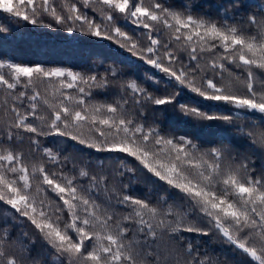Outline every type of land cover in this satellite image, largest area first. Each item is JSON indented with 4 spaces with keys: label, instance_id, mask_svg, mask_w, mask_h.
I'll list each match as a JSON object with an SVG mask.
<instances>
[{
    "label": "snow or ice",
    "instance_id": "snow-or-ice-1",
    "mask_svg": "<svg viewBox=\"0 0 264 264\" xmlns=\"http://www.w3.org/2000/svg\"><path fill=\"white\" fill-rule=\"evenodd\" d=\"M194 7L170 0H0V12L17 22L114 42L121 55L167 81L166 94L157 96L115 63L101 74L99 60L75 71L0 59V203L22 229L13 238L7 221L0 226V264H226L202 256L186 233L216 237L245 257L235 264H264V163L258 170L234 152L227 133L236 128L264 150V129L243 133L237 123L264 115V5L247 13L244 0H227L216 18ZM144 79L159 83L147 73ZM110 90V101L94 99ZM185 90L218 110L180 102ZM159 106L201 130L224 125L219 143L165 131L155 118L150 123L148 110L155 116ZM50 137L58 139L45 146ZM65 141L114 155L116 163L67 153ZM134 180L148 192L133 194ZM37 244L44 252L33 256Z\"/></svg>",
    "mask_w": 264,
    "mask_h": 264
},
{
    "label": "trees",
    "instance_id": "trees-1",
    "mask_svg": "<svg viewBox=\"0 0 264 264\" xmlns=\"http://www.w3.org/2000/svg\"><path fill=\"white\" fill-rule=\"evenodd\" d=\"M172 3L177 5L181 2H187L195 7L193 11L200 14H208L212 17H217L218 7L221 4H226L227 0H170ZM245 12L255 13L258 10L259 5H264V0H244ZM79 6V5H78ZM87 14L91 17L94 15L91 8L84 9ZM47 22V21H46ZM0 26H5L8 28L6 32H0V59H8L17 63L35 65L37 63L46 66H63L71 68L75 71H87L93 64V61H103L102 67H97L95 71L103 73L105 67L109 64H117L119 67L123 68L126 73L133 74L142 84L143 87L147 88L149 92H154L157 96H163L166 93L164 88L167 81L163 78V74L159 73L157 70L152 69L150 66L141 64L136 58L129 56L128 54L121 55L124 50L119 49L118 45L114 42H109L107 40H100L96 37H91L85 35L81 32L68 33L63 29H48L42 26H33L27 22H17L15 18L9 17L7 13L0 12ZM125 30L130 32H139L140 29L135 26L128 25ZM9 37L16 38L17 41L22 40L24 37H29L34 39V43L37 45L36 48L39 49L38 54H26L21 50L16 49L14 45L9 42ZM16 41V43H18ZM63 43H71L77 49L69 50L66 47H60ZM70 44V45H71ZM89 47L93 49H98L100 51H91ZM89 48V49H87ZM21 51V52H20ZM58 51V52H57ZM62 51V52H60ZM126 61V64H119V61ZM131 64L132 67L129 68L127 65ZM5 72L7 69L4 70ZM145 73L148 75L155 76L159 83H154L152 80H145ZM159 89V91H157ZM176 89L169 87L168 92H172ZM113 92L110 90L109 94L96 95L95 100L101 101L112 99ZM3 89H0V100H3ZM180 102L198 104L202 106L205 110L217 111L216 102L206 101L202 98L192 94L188 91H183L179 96ZM153 118H155L156 123L165 131H174L177 135L188 134L192 136H200L203 141L215 140L219 143L216 137L224 133L225 126L220 124H213L210 128H205L203 130L194 127L192 123L185 121L178 112H174L171 107L165 110L164 106H159L155 110V116L153 115V110H148V120L151 123ZM239 125L243 128V133L247 132H258L264 129V115L260 113H252L247 117H243L237 121ZM227 133L231 136V147L234 152L240 153L244 156L249 157L251 160L256 162V167L259 170L262 163H264V150L260 149L258 145L253 144L246 135L237 132L236 128H228ZM58 138L50 137L42 142L45 146L52 147L53 141ZM63 139V138H59ZM225 143H229L225 141ZM67 149V153H71L76 156H83L85 159H91L93 161L104 160L105 163L112 162L114 165L116 163L115 157L109 156L108 153H96L92 149H87L82 145L76 144L74 141H65L62 145ZM25 152L29 149V144L25 140L22 145ZM77 149H83V152L77 151ZM125 183H127V178H125ZM142 181H133V194L144 195L148 192V188ZM7 221V227H9L12 237L15 238L22 231L21 228L14 226L11 213L9 212L6 205L0 203V226H5L4 222ZM192 240L193 244L199 245V251L202 254L220 257L222 262L226 261V264H235V262L243 261L245 257L239 254H234L228 247L223 243L219 242L216 237L208 236H195L191 234H185ZM44 252V249L37 244L33 250L32 255L36 256L38 253ZM250 259V258H249Z\"/></svg>",
    "mask_w": 264,
    "mask_h": 264
},
{
    "label": "rangeland",
    "instance_id": "rangeland-1",
    "mask_svg": "<svg viewBox=\"0 0 264 264\" xmlns=\"http://www.w3.org/2000/svg\"><path fill=\"white\" fill-rule=\"evenodd\" d=\"M16 41H17L16 38L9 37V42L12 45H14L16 47V49L21 50L22 52H24L26 54H38L39 49L36 48L37 45L33 42L34 39L29 38V37H24L22 40L17 41L18 43H16ZM70 44L71 43H63V44H61L60 47H62V46L66 47V48L72 47V44L71 45ZM89 48H91V49H89ZM89 48H87V49H89L91 51H100L98 49H93L92 47H89ZM75 49H77V48H75ZM60 52H62V51H60Z\"/></svg>",
    "mask_w": 264,
    "mask_h": 264
}]
</instances>
